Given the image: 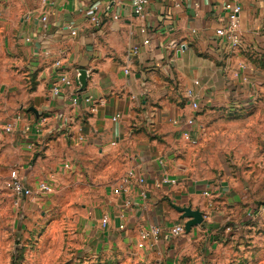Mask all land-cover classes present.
Instances as JSON below:
<instances>
[{"label": "crops", "instance_id": "crops-1", "mask_svg": "<svg viewBox=\"0 0 264 264\" xmlns=\"http://www.w3.org/2000/svg\"><path fill=\"white\" fill-rule=\"evenodd\" d=\"M95 3L103 7L99 25L89 14ZM226 3L241 5L238 47L217 33L228 24ZM0 49L3 125L22 116L10 133L11 145L24 151L16 169L34 187L60 181L76 200L85 199L80 219L94 256L175 264L227 218L213 198H224L222 205L240 202L228 184L199 178L183 158L217 114L247 110L263 87L264 0H149L143 17L132 0H0ZM80 70L87 84L74 104ZM62 74L74 85L54 94ZM191 117L195 124L187 125ZM133 171L145 176L143 186L126 182ZM165 175L179 183H162ZM174 203L201 210L203 223L173 237L171 227L183 220ZM104 215L110 216L106 227ZM151 224L160 226L161 239L141 248L140 232Z\"/></svg>", "mask_w": 264, "mask_h": 264}, {"label": "rangeland", "instance_id": "rangeland-1", "mask_svg": "<svg viewBox=\"0 0 264 264\" xmlns=\"http://www.w3.org/2000/svg\"><path fill=\"white\" fill-rule=\"evenodd\" d=\"M6 116H0V264H166L158 257L94 256L80 219L85 199L76 200L65 183L19 200L7 182L24 151L11 145ZM191 149L183 158L188 168L199 178L225 182L240 202L222 205L224 198H213L227 218L175 264H264V85L247 110L217 114Z\"/></svg>", "mask_w": 264, "mask_h": 264}, {"label": "built area", "instance_id": "built-area-1", "mask_svg": "<svg viewBox=\"0 0 264 264\" xmlns=\"http://www.w3.org/2000/svg\"><path fill=\"white\" fill-rule=\"evenodd\" d=\"M148 3H149V0H132V5L135 9V12L137 13V15L142 16V17L145 15V9H146V5ZM224 8L226 10L230 11V14L228 16V24L222 28H219L217 30V33L219 35L225 36L227 38V40L231 42V45L233 47H238L242 44V35L239 32V12L241 10V5L226 3ZM102 9H103V7L98 3L93 4L89 8V14L91 16V20L93 23H95L97 25H99L102 22V19H101V15L103 12ZM112 17L117 20L119 18V15L113 14ZM41 22H43V29H46L47 25H48L47 24V16H45V15L41 16ZM70 28H72V27H70ZM146 31H147L146 25L143 24L141 27V32L145 33ZM31 40H32L31 37H27V41H31ZM149 41L150 40L148 38H146L144 40V44H148ZM131 52L134 54L139 53L140 52V46L139 45L133 46V48L131 49ZM60 63H61L60 61H57L56 65L59 66ZM78 76H79V73H78ZM197 82H199V81H197ZM62 85L71 87L74 85V80L71 77H69L67 74H62L59 77L58 81L53 86L54 94H59L61 92ZM82 91L83 90L81 89V84L79 83V86L77 87V89L74 90V93L72 95V102L74 104L79 103V101L81 99V95H82L81 92ZM186 95L190 100V104H191L193 110L198 111L200 109V103L196 99L192 90L187 89ZM85 100L87 102H90V101H92V98L90 96H86ZM93 110H95V107H93ZM117 117H120V114L115 116L114 119H117ZM21 120H22V116L18 115L14 122H11V123L6 125V127H5L6 131L8 133H12L16 128L17 122H19ZM186 124L187 125L195 124V117L189 118L186 121ZM183 136L186 139H190V131L188 129L183 130ZM11 175L12 176H11L10 180L7 182V186L12 190L13 194L19 200H24V199L26 200L27 198L35 195V193L40 194V193L47 192V191L51 190L52 186L47 180H43V181L38 182L36 184V189H35V187L32 186V184H30L29 182H27V180L19 173L18 169L13 170ZM130 180L133 181L134 183L140 185V186H143L146 183L145 176L140 175L135 171L131 172L128 175V177L126 178L127 183H129ZM162 183L176 185L179 183V180L176 177H171V176L165 175L162 178ZM125 190H127V189H125ZM204 193L208 194L207 191H205ZM140 195L143 198H147V192L144 189L141 190ZM255 209L256 208H253L249 212V214H251V216L255 213ZM259 209H261V208H259ZM109 222H110V216L104 215L101 219V224L104 227H106L109 224ZM185 233H186L185 219L178 220L171 227V235L173 237H180V236L184 235ZM161 235H162V230H161L160 226L157 224H151V225L145 227L143 230H141L139 246L141 248H144V247H148V248L151 247L152 248L154 245H156V243H158L160 241Z\"/></svg>", "mask_w": 264, "mask_h": 264}, {"label": "water", "instance_id": "water-1", "mask_svg": "<svg viewBox=\"0 0 264 264\" xmlns=\"http://www.w3.org/2000/svg\"><path fill=\"white\" fill-rule=\"evenodd\" d=\"M79 83L81 84V89H85L87 84V72L86 70H80L79 72ZM174 208L181 212V217L185 219V229L186 233H189L194 226L200 225L204 221V214L199 209H194L191 206H180L174 203Z\"/></svg>", "mask_w": 264, "mask_h": 264}]
</instances>
